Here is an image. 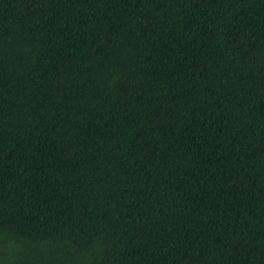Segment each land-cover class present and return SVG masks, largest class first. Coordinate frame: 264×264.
<instances>
[{
    "label": "trees",
    "instance_id": "1",
    "mask_svg": "<svg viewBox=\"0 0 264 264\" xmlns=\"http://www.w3.org/2000/svg\"><path fill=\"white\" fill-rule=\"evenodd\" d=\"M0 264H264V0H0Z\"/></svg>",
    "mask_w": 264,
    "mask_h": 264
}]
</instances>
